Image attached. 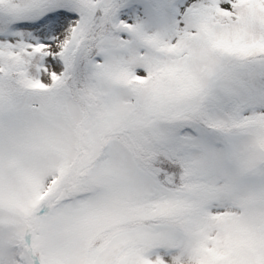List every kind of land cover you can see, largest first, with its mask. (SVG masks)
Masks as SVG:
<instances>
[{
  "label": "snow or ice",
  "instance_id": "obj_1",
  "mask_svg": "<svg viewBox=\"0 0 264 264\" xmlns=\"http://www.w3.org/2000/svg\"><path fill=\"white\" fill-rule=\"evenodd\" d=\"M0 264H264V0H0Z\"/></svg>",
  "mask_w": 264,
  "mask_h": 264
}]
</instances>
